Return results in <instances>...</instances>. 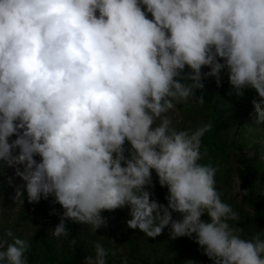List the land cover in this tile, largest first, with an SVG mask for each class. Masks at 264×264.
<instances>
[{"label":"clouds","instance_id":"1","mask_svg":"<svg viewBox=\"0 0 264 264\" xmlns=\"http://www.w3.org/2000/svg\"><path fill=\"white\" fill-rule=\"evenodd\" d=\"M205 67L235 94L254 92L264 125V0H0V162L25 182L15 201L54 197L57 239L69 220L97 233L105 211L129 208V228L195 236L212 264H264V231L241 235L218 169L201 163L212 124L178 130L168 115L205 103ZM153 170L167 205L153 198ZM28 247L8 230L0 264H27ZM107 255L96 242L84 264Z\"/></svg>","mask_w":264,"mask_h":264},{"label":"trees","instance_id":"2","mask_svg":"<svg viewBox=\"0 0 264 264\" xmlns=\"http://www.w3.org/2000/svg\"><path fill=\"white\" fill-rule=\"evenodd\" d=\"M202 71L205 73L202 77L204 88L197 91V97L203 94L205 103L201 105L197 100L190 98L189 103L184 105L182 109L185 114L212 124V129L202 139L201 163L210 164L218 169L215 179L221 180L223 186L228 184L234 176H237L243 192L247 190L248 194L244 195V200L255 211L252 221L244 224L239 220L230 221V223L242 229L241 235L245 239H252L256 233L253 232L251 227L256 226V224L264 225V205L260 200V198L264 197V162L246 161L242 155H239L241 166H238L236 171L226 170L223 167L220 169V159L230 160V155H238V152L231 150L235 147V144H232L230 149L227 148L229 141L228 132L233 126L228 123L224 124L221 121L219 115L222 111L219 109L228 108L239 112L245 111L248 114L255 112L253 99L256 94L252 91H245L243 96L235 94L233 89L222 85V80L221 84L218 85L217 80L213 79L212 75L207 74L209 73V68H203ZM14 139H16L15 136L11 137L9 142L11 143ZM247 145L248 143L244 141L238 145V149L243 150ZM127 147L130 148L131 146L127 145ZM204 151L211 152L212 158L209 159L204 156ZM0 167L1 197L7 192L12 179L9 169L5 168L3 162H0ZM153 191V198L167 205L166 196L168 195V189L161 187L159 184L155 186ZM36 205L35 213L40 219V225L34 237L26 241L29 245L25 254L27 264H84L85 259L89 255H94V244L96 242H100L107 250V264L120 263V259L115 253L117 244L103 234L106 225L98 229L97 233H93L89 226L73 223L69 220L66 222L68 236L57 239L51 235V229H54L60 223V216L63 214L64 209L61 205L54 203V197H49L47 200L41 199ZM119 210L105 211L103 215L107 218V215L115 212L119 213ZM53 211L56 212L55 215L52 214ZM173 218L179 219L180 214L173 213ZM14 235L16 236L15 233ZM122 241L133 257L137 258L139 256L140 264H168L165 254H162L164 249L167 248L164 232L156 238H150L139 229H133L128 233L123 232ZM183 254L182 251H179L173 264H183L186 261L183 258Z\"/></svg>","mask_w":264,"mask_h":264},{"label":"rangeland","instance_id":"3","mask_svg":"<svg viewBox=\"0 0 264 264\" xmlns=\"http://www.w3.org/2000/svg\"><path fill=\"white\" fill-rule=\"evenodd\" d=\"M148 18H152L150 14ZM212 77L217 80L216 76ZM220 78L223 81L222 85L232 89L228 77L224 72L220 74ZM188 103L189 100L177 105L174 111L168 113L169 117L173 121V127L178 130L194 131L196 128L209 123L185 114L182 107ZM219 110L222 111L219 115L221 121L224 124L228 123L233 126L228 132L229 141L227 148L230 149V146L235 144V147L231 150H236V152H238V155L231 154L230 160L220 159V169L223 167L226 168V170H233V172L236 171V168L241 166L238 158L239 155H242L243 159L246 161L253 160L255 162H264V125L257 126L254 123V111L248 114L245 111L239 112L228 108H220ZM244 141L248 143L247 147L243 150L238 149V145ZM203 155L209 159L212 158V153L209 151H204ZM36 159L39 161L40 157L37 156ZM4 166L9 169L12 180L7 192L0 197V236L8 230H11L16 234V236L28 241L34 237L40 225V219L35 213L37 205L36 203L28 202L26 192L24 203L15 201V189L23 185L25 182L22 178L16 175L15 167ZM18 167H20L21 171H23L22 165ZM152 176L155 186L159 185V178L156 175L155 170H153ZM216 189L221 194L223 202L230 205L233 211L238 214L240 222L244 224L252 221L255 211L250 208L247 202H245L243 189L237 176H234L225 186H223L221 180L216 179ZM260 200L264 205V197L260 198ZM129 213V208H122L119 210V213L115 212L114 214L107 215V222L105 224L106 229H104L103 234L108 236V239H112L117 244L115 253L120 259L119 264H140L139 256L137 258L133 257L130 254L128 247L122 241L123 232L125 231L128 233L133 230L127 225V220L131 219ZM202 219L210 222V218L207 214H205ZM251 228L256 234L264 231V225L261 224H256V226H252ZM168 233L169 230L166 229L164 231V235L167 241V248L164 249V252L162 253L165 254V259L168 264H173L179 251L184 253L183 258L185 260L192 259L198 262V264H212V261L209 260L207 256L203 255V249L195 243V236L192 239L182 237L172 240Z\"/></svg>","mask_w":264,"mask_h":264}]
</instances>
